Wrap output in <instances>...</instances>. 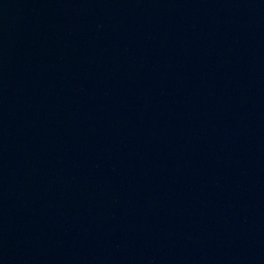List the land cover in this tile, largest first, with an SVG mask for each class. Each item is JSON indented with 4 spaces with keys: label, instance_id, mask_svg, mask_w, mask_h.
<instances>
[{
    "label": "water",
    "instance_id": "obj_1",
    "mask_svg": "<svg viewBox=\"0 0 264 264\" xmlns=\"http://www.w3.org/2000/svg\"><path fill=\"white\" fill-rule=\"evenodd\" d=\"M0 264H264V0H0Z\"/></svg>",
    "mask_w": 264,
    "mask_h": 264
}]
</instances>
